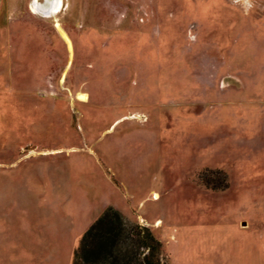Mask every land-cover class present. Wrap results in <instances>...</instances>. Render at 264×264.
<instances>
[{
	"label": "rangeland",
	"instance_id": "obj_1",
	"mask_svg": "<svg viewBox=\"0 0 264 264\" xmlns=\"http://www.w3.org/2000/svg\"><path fill=\"white\" fill-rule=\"evenodd\" d=\"M34 1L0 0V264H71L108 207L264 264V0Z\"/></svg>",
	"mask_w": 264,
	"mask_h": 264
},
{
	"label": "trees",
	"instance_id": "obj_2",
	"mask_svg": "<svg viewBox=\"0 0 264 264\" xmlns=\"http://www.w3.org/2000/svg\"><path fill=\"white\" fill-rule=\"evenodd\" d=\"M71 264L170 263L162 242L148 226L108 207L81 236Z\"/></svg>",
	"mask_w": 264,
	"mask_h": 264
},
{
	"label": "bare ground",
	"instance_id": "obj_3",
	"mask_svg": "<svg viewBox=\"0 0 264 264\" xmlns=\"http://www.w3.org/2000/svg\"><path fill=\"white\" fill-rule=\"evenodd\" d=\"M39 0H35L33 2L32 7L34 9H38L40 10L45 17H51L52 15H54L61 7V0H44V2L42 4L38 3ZM33 10V9H32ZM34 11V10H33ZM37 11V10H35ZM39 11V12H40ZM61 34L63 35L64 38L65 35L64 33L61 32ZM67 39V38H66ZM78 99L81 101H86L87 100V96L85 94H78Z\"/></svg>",
	"mask_w": 264,
	"mask_h": 264
},
{
	"label": "crops",
	"instance_id": "obj_4",
	"mask_svg": "<svg viewBox=\"0 0 264 264\" xmlns=\"http://www.w3.org/2000/svg\"><path fill=\"white\" fill-rule=\"evenodd\" d=\"M86 95V94H85ZM87 96V95H86Z\"/></svg>",
	"mask_w": 264,
	"mask_h": 264
}]
</instances>
